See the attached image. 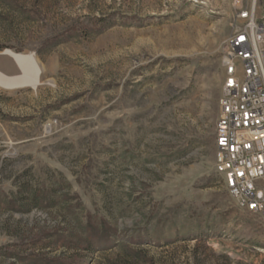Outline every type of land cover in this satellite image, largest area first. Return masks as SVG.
Masks as SVG:
<instances>
[{"label": "rangeland", "instance_id": "rangeland-1", "mask_svg": "<svg viewBox=\"0 0 264 264\" xmlns=\"http://www.w3.org/2000/svg\"><path fill=\"white\" fill-rule=\"evenodd\" d=\"M246 3L0 0V71L22 74L7 50L41 70L0 88V264H264V220L215 170Z\"/></svg>", "mask_w": 264, "mask_h": 264}, {"label": "built area", "instance_id": "built-area-1", "mask_svg": "<svg viewBox=\"0 0 264 264\" xmlns=\"http://www.w3.org/2000/svg\"><path fill=\"white\" fill-rule=\"evenodd\" d=\"M246 1L221 59L215 170L238 207L264 220V17Z\"/></svg>", "mask_w": 264, "mask_h": 264}, {"label": "bare ground", "instance_id": "bare-ground-1", "mask_svg": "<svg viewBox=\"0 0 264 264\" xmlns=\"http://www.w3.org/2000/svg\"><path fill=\"white\" fill-rule=\"evenodd\" d=\"M4 55L13 59L17 66L22 70V74L7 76L0 71V88L13 89L27 85L35 88L39 85L41 70L38 67L33 54L16 53L7 50Z\"/></svg>", "mask_w": 264, "mask_h": 264}, {"label": "trees", "instance_id": "trees-1", "mask_svg": "<svg viewBox=\"0 0 264 264\" xmlns=\"http://www.w3.org/2000/svg\"><path fill=\"white\" fill-rule=\"evenodd\" d=\"M87 242L89 243L90 246H88L87 250H89L90 252H94L97 250H101L102 248L104 249V247L102 246V243H95L94 240H92L91 238H86ZM31 262L33 264H58L59 262H51L48 261L47 257H42V256H31Z\"/></svg>", "mask_w": 264, "mask_h": 264}, {"label": "water", "instance_id": "water-1", "mask_svg": "<svg viewBox=\"0 0 264 264\" xmlns=\"http://www.w3.org/2000/svg\"><path fill=\"white\" fill-rule=\"evenodd\" d=\"M263 4H264V0H263ZM21 72H22V70H21Z\"/></svg>", "mask_w": 264, "mask_h": 264}]
</instances>
